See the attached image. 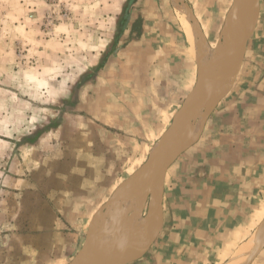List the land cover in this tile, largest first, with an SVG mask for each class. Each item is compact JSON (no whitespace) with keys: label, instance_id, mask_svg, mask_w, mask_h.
<instances>
[{"label":"rangeland","instance_id":"1","mask_svg":"<svg viewBox=\"0 0 264 264\" xmlns=\"http://www.w3.org/2000/svg\"><path fill=\"white\" fill-rule=\"evenodd\" d=\"M183 1L207 45L223 48L235 0ZM174 6L173 0H0V264H72L88 244L107 251L106 242L123 236L139 206L135 180L149 173L142 171L156 160L154 147L206 78ZM256 23L234 89L211 98L199 139L166 174L200 146L208 126L209 134L236 129L221 116L231 111L225 104L242 86L244 69L258 63L257 51L264 54L258 34L264 0ZM239 128L250 132V144L263 141L247 125Z\"/></svg>","mask_w":264,"mask_h":264},{"label":"crops","instance_id":"2","mask_svg":"<svg viewBox=\"0 0 264 264\" xmlns=\"http://www.w3.org/2000/svg\"><path fill=\"white\" fill-rule=\"evenodd\" d=\"M257 52L258 63L244 69L242 86L225 104L231 111L221 116L236 129L216 127L209 134L208 126L200 146L171 166L164 181L163 227L131 264H247L254 254L239 255L264 225V80L259 79L264 54ZM245 125L263 141H245L250 132L239 128ZM217 136L223 143L215 142L221 140ZM258 237L257 248L264 236ZM248 264H264V247Z\"/></svg>","mask_w":264,"mask_h":264},{"label":"bare ground","instance_id":"3","mask_svg":"<svg viewBox=\"0 0 264 264\" xmlns=\"http://www.w3.org/2000/svg\"><path fill=\"white\" fill-rule=\"evenodd\" d=\"M247 1L248 0H235L230 13L231 22L229 23V27L226 26L223 31V38H225L226 41H229L227 42V44L225 42V46L223 48L213 50L207 45V42L203 38L199 25L193 19V15L191 14L192 12H190L191 9L189 10V6L183 0H173L174 5L177 7L179 20L182 24L188 40V44L190 46V53L195 57L196 60H198V63L200 64V75L206 77V83L202 92L204 95H202V100L190 106L185 111L186 123L182 126H179L177 128V131L173 134V137H171L170 139L172 154L167 159L168 163L172 160L173 156H177L185 152L199 139L203 122L209 115L213 107L211 98L215 100L219 97L221 98V96L227 93L232 86V81L238 73L236 62L241 54L240 45L233 38L232 31H235V28H239L243 29L246 32H253L257 22V8L259 0L250 1L248 7V9L250 10V20L246 6ZM212 67L218 68L216 73L210 71ZM183 149L186 150L182 151ZM152 153L153 156L156 157V163L154 160H151L150 164H148V166L142 171V173L144 171H147L149 173L146 176L139 175L140 177H138L134 182V184H136L133 186L134 189L142 187L140 191L141 193H135L136 198H134L139 202V206L135 208V210L130 214V219L126 220L125 232L123 236L118 239L115 238L114 241L106 242L107 251L105 244H97V242L88 244L83 250L84 253H81L82 258L99 260L108 258L114 259L119 262L124 260L128 256L140 254L145 245L152 238L156 229L155 204L159 200V196L157 195V193H155L153 187L151 186L149 178L155 171L157 172V174H159V176H161L160 171L162 166L157 167L156 165L161 154L160 144H156V147H154ZM153 163H155L154 167H152ZM142 181L144 183L138 184V182ZM148 196L150 197V200L148 203L147 212L144 215L142 214V211L145 200ZM131 202L133 204L135 203L134 200H132ZM122 210L123 208L121 209V211ZM258 235L260 236V238L261 236H264V225L260 229V233H257L251 239V241L239 252V255L241 256L240 258H248L253 253L255 254L257 245L260 242ZM254 254L252 255V257L254 256Z\"/></svg>","mask_w":264,"mask_h":264},{"label":"water","instance_id":"4","mask_svg":"<svg viewBox=\"0 0 264 264\" xmlns=\"http://www.w3.org/2000/svg\"><path fill=\"white\" fill-rule=\"evenodd\" d=\"M232 8H233V6H232ZM232 8H231V10H232ZM231 10H230V12L228 14V18H227L226 26H228V27H229V23L231 22V20H230ZM250 33H252V32H246L243 29H239V28H235V31L234 30L232 31L233 38L240 45V48H241V54H240V56L236 62V68H237L238 73L241 72V69L243 66L244 57H245V53L247 50V42L249 40V34ZM217 69L213 70V72L216 73ZM205 83H206L205 79H203L194 88L193 92L190 94V96L187 98V100L183 104L182 109L176 114L172 125L170 126L168 132L165 134V136L163 137V139L160 143L161 154H160L158 163L156 165H157V167L162 166L161 171H160L161 176H159V174H157V172L155 171V172H153V174L149 178V182H150L151 186L153 187L155 193H157V195L159 196V200L155 204L156 205V229H155V232H154L152 238L145 245L142 252L140 254H137V255L128 256L124 260L119 261V262L114 260V259H108V258L104 259V260L91 259V258H80V259L75 260L72 264H131L132 262H135L138 259H140L147 252V250L151 247V245L155 242V240L157 239V237H158V235H159V233L163 227V223H164L163 197H164V181H165V176H166L165 174H166L167 169L169 168L168 166L171 163V161H174V159L180 155L179 154L177 156H173L172 160L169 163L167 162V159L172 154V147H171L170 139L173 136V134L177 131V128L186 123L185 111L190 106H192L195 103H198L200 100H202V94H203L202 92H203ZM234 87H235V84H233V86L231 87V89L228 93H230L232 91V89H234ZM149 160H150V158H149ZM148 163H149V161H148ZM148 163H147L146 167L148 166ZM263 247H264V237H262L261 243L258 246L257 250L255 251V254L251 258L250 262L253 261L254 257H256L259 254V252L261 251V249Z\"/></svg>","mask_w":264,"mask_h":264},{"label":"trees","instance_id":"5","mask_svg":"<svg viewBox=\"0 0 264 264\" xmlns=\"http://www.w3.org/2000/svg\"><path fill=\"white\" fill-rule=\"evenodd\" d=\"M123 30V28H121V31Z\"/></svg>","mask_w":264,"mask_h":264}]
</instances>
